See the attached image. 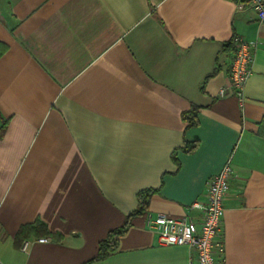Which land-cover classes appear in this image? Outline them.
<instances>
[{
	"label": "crops",
	"instance_id": "0c3cea01",
	"mask_svg": "<svg viewBox=\"0 0 264 264\" xmlns=\"http://www.w3.org/2000/svg\"><path fill=\"white\" fill-rule=\"evenodd\" d=\"M234 37L256 45L242 107L218 96ZM0 53V264H189L134 215L137 196L152 191L147 213L198 223L191 206L226 163L225 264H264V23L249 6L0 0ZM36 222L50 236L21 251L18 230Z\"/></svg>",
	"mask_w": 264,
	"mask_h": 264
},
{
	"label": "built area",
	"instance_id": "2783aa9c",
	"mask_svg": "<svg viewBox=\"0 0 264 264\" xmlns=\"http://www.w3.org/2000/svg\"><path fill=\"white\" fill-rule=\"evenodd\" d=\"M241 5L249 6L257 20L264 23V0H238ZM234 56L228 73L229 83L219 90L223 98L231 91L240 107L244 102V86L253 73L254 51L256 45L247 43L239 37L232 39ZM234 172L226 163L222 169L206 184V202L194 203L191 209L200 212L199 222L184 217L172 218L158 213L145 215V227L156 235L161 246H184L190 251L189 264H225L222 242V218L224 214V197L229 189V181ZM49 238L36 239L45 244ZM30 241H23L20 249L25 251Z\"/></svg>",
	"mask_w": 264,
	"mask_h": 264
},
{
	"label": "trees",
	"instance_id": "16d2710c",
	"mask_svg": "<svg viewBox=\"0 0 264 264\" xmlns=\"http://www.w3.org/2000/svg\"><path fill=\"white\" fill-rule=\"evenodd\" d=\"M231 47L234 52V47L231 41ZM1 54V53H0ZM197 107H192L188 112L183 113L182 118L185 122L188 123V126H194L196 124V115L198 113ZM258 135L264 139V117L260 124L258 125ZM196 148V144H193L191 146H185L184 151L186 152H192ZM152 191L145 190L138 194L137 201H138V209L137 212L134 214L136 215H146L147 214V206L148 202L150 200ZM131 215L128 219H126V222L124 225L115 231H112L109 233L104 241H102L98 246V254L94 260H100L105 258L109 253L114 252L117 249V237L121 236L129 226V220L132 216ZM29 236H35V237H48L50 236L49 231L46 229L45 225H43L40 222H36L32 225H27L21 227L16 236L15 241L17 245L19 246L23 241H25Z\"/></svg>",
	"mask_w": 264,
	"mask_h": 264
}]
</instances>
